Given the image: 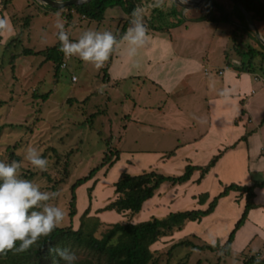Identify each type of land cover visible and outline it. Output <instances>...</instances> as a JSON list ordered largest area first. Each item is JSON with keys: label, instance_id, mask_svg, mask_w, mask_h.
I'll list each match as a JSON object with an SVG mask.
<instances>
[{"label": "rangeland", "instance_id": "374dc122", "mask_svg": "<svg viewBox=\"0 0 264 264\" xmlns=\"http://www.w3.org/2000/svg\"><path fill=\"white\" fill-rule=\"evenodd\" d=\"M172 3L175 2L171 0ZM144 7L147 12L145 17L147 28L160 27L161 24L168 26V34H172L176 48L181 49L183 46H188L185 47L182 55H194L201 59L207 69L208 77L199 71L194 76L200 80L205 81L206 78L211 77L210 79L216 84L223 82L224 76L218 73L219 70L226 71L227 68L233 70L236 60L238 63L242 61L235 52L234 45L236 44L247 51L253 40L256 46L264 50V43L261 40H259L260 44L251 37L238 36L241 32L235 30V24H243L244 20L240 11L234 6H231L225 13L222 12L225 20L218 22L203 18L205 16L208 18L209 14L213 13L210 3L201 6L197 12L190 11V9L184 10L177 4L176 8L179 11L171 15V21L167 20L168 14L157 11L158 18L155 12V14L150 13L151 7L148 5ZM217 10L219 8H216V13ZM2 13H7L15 31L14 34L3 33L0 45V101H3L0 104V160L6 163L11 162L10 160H17L20 164L19 175L21 177L27 175L25 179L32 180L41 186V190L49 192L51 199L48 203L58 205L65 212L59 227H67L71 223L74 229L78 227V218L89 205L87 189L94 179H97V184L92 194V213L95 208L116 197L114 181L125 170L120 164L115 172L108 171L106 167L102 168L93 180L77 188L78 212L71 222L69 217L71 185L100 163L109 148H117L122 153L124 162L126 158L134 162L126 170L135 175L145 170L146 168L142 169V167L147 165L144 159L140 157L136 159V154L151 150L152 152H163L168 156V153L175 151L189 136L190 139L195 138L196 129L192 130V133H186L184 129L173 131L171 128L176 127H171L166 133L164 132L162 122L172 120L169 103L171 94L156 89L151 80L147 79L145 75H147L148 63L145 61L146 56L141 52L137 57V54L135 55L136 59L134 57L140 63L137 64L139 66L135 70H139L141 76L127 77L119 81H103V68L106 66V61L102 67L97 68L91 62L82 61L78 56L65 57L63 54L65 66L61 65L60 71L56 73L54 62L46 61L43 55H22L12 59V53L19 55L25 47L43 50L55 45L59 41L57 21L64 24L65 30L70 33V39H77L89 29L109 30L116 35L121 31L122 24L117 27V21L111 22L110 20L113 13L117 14L115 9L106 10L105 18L101 21L82 18L76 12H73L71 20L67 21L64 16L68 13L67 9L47 8V5L40 3L39 0H11ZM198 16L199 18L202 16L203 21H199ZM175 21H181V23L178 25ZM251 31L254 33L253 30ZM17 33L21 37L18 45L7 47L8 42L12 41ZM225 50L226 53H224ZM263 63H258L260 67L257 72L264 77V69L261 67ZM136 73L138 72L134 74ZM104 82L108 85H104ZM211 91L212 87L208 91L206 86L203 87L199 93L197 92V100H205L210 96ZM46 93L49 95L44 100L42 96ZM183 95L187 98L191 97L186 93ZM136 101L139 103L153 102L154 107L152 110L148 108L142 112L140 107H135ZM159 107H163L161 111ZM206 109L205 103L204 111ZM188 110L191 109L188 108ZM96 112L99 113L89 120V116ZM184 116L186 117L183 121L193 115L184 112ZM137 117L143 121V124L138 122ZM194 117L196 127L203 128L204 126L198 125V121L206 119V113L200 108ZM140 126L142 129H139ZM29 146L36 148L42 156L46 157V170L37 169L25 158ZM202 160V158L198 159V161ZM190 163L202 165L194 161ZM155 167L158 166L151 168ZM180 169V166L172 167V169L171 167H159V172L179 175L182 173L179 172ZM218 183L219 180L216 178V181L208 182V186L216 189ZM196 188L199 189V187ZM161 190V196H165L161 197L158 203L162 206L164 203L170 204L171 185L167 183L162 186ZM53 192L56 193L55 196ZM167 197L169 200L166 199ZM160 206H155V208ZM162 212L155 211L154 213L162 215ZM143 217L145 216L139 213L132 216L129 213L104 211L101 219L107 223L102 224L96 235L101 237L109 228L108 223L120 220L136 222L141 221L140 218ZM229 218L230 216L226 214L223 216L224 221L220 220L221 228L219 236L215 239L216 243L223 244L226 239L223 241L221 236H224L228 229V232L231 231ZM189 231L191 232L187 235L176 231L155 242L150 247L154 253V259L150 264H197L198 261L201 264H244V261L251 257L250 254H256L261 248L264 250V242L258 237L244 250L232 247L229 255L220 250H203L189 244L176 247L175 244L191 234L195 235V237H189L193 243L197 245L209 243L210 239L209 241L201 239L200 231L196 226ZM82 256L83 254H80L78 257Z\"/></svg>", "mask_w": 264, "mask_h": 264}, {"label": "crops", "instance_id": "0c3cea01", "mask_svg": "<svg viewBox=\"0 0 264 264\" xmlns=\"http://www.w3.org/2000/svg\"><path fill=\"white\" fill-rule=\"evenodd\" d=\"M153 2L154 0H143L141 5H148L152 8L150 13H153L155 6H150ZM207 3H210L212 6V14L216 13V8H219V10H217L218 13L220 10L225 13L231 6L235 7V2L233 0H205L198 8L190 9V11L197 12L201 6ZM171 7V0H162L161 8L160 6L159 8L157 7L162 14H168V21H171ZM116 8L113 7L108 9H115V13L117 14L113 13V15L110 16V20L111 22L117 21V27H119L121 24L123 25L128 18V14H126L120 6H116ZM144 8L146 9V7ZM178 11L177 9L176 12ZM184 15L186 14L184 13L183 17ZM156 16L159 18V13ZM82 18L84 17L82 16ZM203 18L209 20L207 16ZM203 18L202 16L200 18L198 16L199 21ZM185 24L186 23H184V25ZM256 24L264 37V22H256ZM161 26L163 29L148 28L149 42L144 46L138 47L134 55H128L127 42L122 39L120 40L119 48L116 49L112 55L108 81H119L124 78L127 79V77H140V71L135 70L139 66H137V64L140 63L135 59L138 53L141 52L142 55L146 56L145 61L148 63L146 68L147 75H145L147 79L151 80L156 89L171 94L169 103L171 105L172 120L171 122H162L164 132L166 133L171 127H176L178 129L171 128V130L184 129L186 133H192V130L196 129L197 134L195 138L192 139H190L189 136L186 141L182 142L175 149L171 156H167V154L164 155L163 152L160 151L152 152L151 150H147L136 154V159L140 157L145 160L147 165L142 167V169L151 168L153 166H158L157 168L171 167L172 169V167L180 166L181 169L179 172L181 173L183 172L182 169L184 170L185 166L189 164L190 161H194L195 163L199 162L204 165L208 163L215 154L219 153V151H225L215 167L212 168L201 183L194 182L200 174L199 171H195L190 181L175 186L171 185V202L170 204L164 203L162 206V204L158 202L161 201V197L165 196H161V189L162 186L167 183L163 184L157 194L144 203L139 215L142 214L145 217L140 218V220L144 218V220L149 219L153 215L157 216L158 214L154 213L155 211H163L162 215H158L159 217L166 215L170 211L197 208L205 209L213 197L221 192L226 184L235 182L241 185H250L255 181L264 180V77L258 74L257 71H259V69H257L256 72L240 71L235 67L241 65L242 61L238 63L236 60L233 70H229V68H227L226 71L219 70L218 73L224 76L223 82L216 84L210 79L211 77L209 79L206 78L205 81H203V79L200 80L197 76H194L199 71H202L204 76L208 77V72L204 67V63L201 62V59L197 56H183L182 52L185 47L188 46L181 47L182 51L181 49H177L176 45L173 44L172 34H168L169 27L162 24ZM252 41L253 40H251L250 43L251 46L258 50H262V48L256 46V42L254 43V41ZM224 53H226V50ZM260 62H262L260 58L255 59V65L258 68L260 67ZM262 65L261 67L264 69V63ZM135 72L138 73L134 74ZM104 85L107 86L108 83ZM205 86L207 91L212 87V91L209 92L210 96L203 101L197 100V92L199 93ZM185 93L191 97H185L183 95ZM181 95H183V97H181ZM205 103L207 106L206 111H204ZM136 106L140 107L142 112H145V109L148 108L152 110L154 103H139L136 101L135 107ZM162 108L163 107H159V111H161ZM188 108L191 110L189 111ZM200 108L202 112L206 113V119H199L198 121V125L204 126L203 128L196 127L197 123H195L194 117L195 113L199 111ZM242 109L244 110V114H241ZM184 112H189L193 116L187 117L186 120L183 121L186 117L184 116ZM138 122L143 124V121L139 118ZM139 129H142V126H140ZM199 130L201 132H199ZM246 132H250L247 136V140L241 139ZM235 142L237 144L232 146ZM200 158L203 160L198 161ZM116 164L113 169H111L113 172H115L119 164L121 168H125L126 170L128 166L133 165L134 162L129 158H126V162H124L121 153L120 159ZM218 176L222 178H218ZM216 178L219 180L218 188H210L208 182L211 180L216 181ZM196 187H199V189ZM203 192H207L209 198L205 204H200L198 203V196ZM166 199L169 200V197ZM245 202L246 199L244 194L238 191H231L229 195L219 200L213 213L204 217L199 222H187L185 227L177 232L182 233V235L186 233L187 235V233L191 232L189 230L196 226L200 231L201 239L208 241L209 239H213V237L216 239L219 236V229L221 228L220 220L224 221L223 216L226 214L230 216L228 221L230 220L231 222L230 230H232L243 212ZM254 202L255 207L250 210L245 224L236 232L235 239L232 243V247L236 249L244 250L257 237L264 242V187H257L255 189ZM155 206L160 207L156 209ZM99 215L101 217L102 213ZM228 231L224 233L226 236H221L223 241L228 238L230 233ZM261 253H264L262 248L259 249L256 254H250L249 256L256 255V257L259 256L264 258V256H261Z\"/></svg>", "mask_w": 264, "mask_h": 264}, {"label": "trees", "instance_id": "16d2710c", "mask_svg": "<svg viewBox=\"0 0 264 264\" xmlns=\"http://www.w3.org/2000/svg\"><path fill=\"white\" fill-rule=\"evenodd\" d=\"M11 0H0V14L7 7ZM244 8L251 14L256 22H264V3L262 0H237ZM143 0H91L80 5H67L62 7L67 9L68 13L64 14L67 21H70L73 12L78 13L84 18L101 21L104 18L105 12L108 8L120 6L128 18L122 25L121 31L115 36L120 41L123 34L126 32L129 26V17L131 11L137 5H140ZM216 6V5H215ZM177 4L172 3L171 15L177 13ZM235 7L240 11L243 17V24H235L236 29L239 30L241 37H251L254 40L259 39L249 28L244 15L240 8L235 3ZM47 8H51L47 6ZM159 8V7H158ZM155 7L154 12H159V9ZM174 8V9H173ZM221 12L216 14H210L208 17L213 21L225 20V17ZM180 24L181 21L175 22ZM172 24V25H176ZM163 29L162 26L155 27V29ZM20 34L17 33L12 41L8 42L7 47L17 46L20 41ZM3 36L0 35V45L2 44ZM60 42L55 45L47 47L43 50H35L33 48L25 47L21 53H12V59H16L22 55H43L45 60L53 61L56 66V73L61 69V65L64 64L63 52L60 51ZM237 45V44H236ZM234 45L235 52L241 57L242 63L235 68L240 71L256 72L259 69L255 65V59L261 58L264 61V50H258L249 45L247 51ZM264 47V45H263ZM114 53V52H113ZM112 53V54H113ZM112 54L106 60V66L103 68V80L109 78V67L112 60ZM14 69V66L12 67ZM57 76V75H56ZM49 93L42 96L44 100L47 99ZM3 101H0L2 104ZM99 113V112H98ZM92 113L89 116V120L93 119L97 114ZM101 113V112H100ZM241 114H244L242 109ZM250 132H246L241 139L247 140V136ZM235 142L232 146H235ZM225 150L219 151L215 154L208 163L204 165L187 164L184 171L179 175H169L159 172V168L145 169L139 174H130L127 170L122 171L119 177L114 181V194L116 197L104 205L97 207L92 213L93 191L97 184V179H94L97 173L104 167L110 171L120 159L121 152L117 148L108 149L105 152L102 161L92 168L88 174L78 178L70 187L71 200L69 217L71 222L77 215V194L76 190L81 185L93 180L91 186L88 187V199L89 205L83 211L78 218V227L73 228V225L67 227H57L47 236H41L38 240L24 251H16L14 249H6L0 252V264H64L59 257H57L54 251L56 247L68 248L76 255L74 264H150L154 259V253L151 250V246L157 242L160 238L173 234L176 231L182 230L189 221H201L204 217L214 212L219 200L230 194L231 191H238L245 195V205L243 212L239 219L236 221L233 229L230 231L228 238L223 244L217 242L215 246L209 243L197 245L191 241L189 235L183 240L179 241L176 245H191L192 247L199 249H208L211 251L220 250L221 252L229 255L232 250V243L235 239L236 232L245 224L248 214L251 209L255 207L254 197L255 189L257 187H264L263 181H255L250 185H241L235 182L224 185V188L209 202L205 209H188L179 211H170L162 217L151 216L149 219L133 222L131 220H120L117 222L108 223L109 228L104 232L101 237H98L96 233L102 226L107 223L100 217V213L104 211H115L117 213H129L135 215L142 210L144 203L154 197L159 191L160 187L169 183L170 185L183 184L191 180L195 171H199V177L194 181L195 183H201V181L209 174L213 167L217 164L222 157ZM174 151L168 153L171 156ZM12 161V160H10ZM24 178L27 175L22 176ZM209 194L203 192L198 196V203L205 204ZM20 242L16 241L18 245ZM174 245V246H175ZM83 254L82 257H78ZM264 264V258L257 260L256 255L251 256L244 261V264ZM197 264H201L200 261Z\"/></svg>", "mask_w": 264, "mask_h": 264}, {"label": "clouds", "instance_id": "9594fccd", "mask_svg": "<svg viewBox=\"0 0 264 264\" xmlns=\"http://www.w3.org/2000/svg\"><path fill=\"white\" fill-rule=\"evenodd\" d=\"M47 3V0H39ZM186 2V0H185ZM63 7L65 0H55ZM162 0H154L150 6H161ZM147 16L143 5H137L131 11L129 27L121 39L128 44V55H134L138 47L149 42L148 28L145 23ZM57 36L60 51L65 57L78 56L82 61L91 62L95 67H102L104 62L120 46V41L109 30H85L77 39H70V33L64 24L57 21ZM14 26L7 13L0 14V35L7 32L14 34ZM75 79V77H74ZM226 91V90H225ZM25 158L39 170L47 169V159L36 148L29 146ZM20 164L17 160L4 162L0 160V252L6 249L24 251L32 246L39 237L47 236L59 227L64 219V210L50 204L48 191L32 180L19 175ZM54 196L56 193H52ZM16 241L20 243L15 244ZM215 246V237L209 241ZM64 264H74L76 255L68 248L51 249ZM264 256V253L261 254ZM261 257H257L259 260Z\"/></svg>", "mask_w": 264, "mask_h": 264}, {"label": "water", "instance_id": "95a60500", "mask_svg": "<svg viewBox=\"0 0 264 264\" xmlns=\"http://www.w3.org/2000/svg\"><path fill=\"white\" fill-rule=\"evenodd\" d=\"M89 1L91 0H65L63 7L67 5H80L85 2H89ZM233 1L237 4V6L240 8L243 15L245 16V19L247 20L249 28L253 30L256 37L259 38V40H261L264 43V37L262 36L251 14L244 8V6L241 3H239V1L237 0H233ZM173 2L180 5L184 9H193V8H198L200 4L205 2V0H186V2L185 0H173ZM262 2L264 3V0H262ZM44 4H46L47 6L51 8H62L55 3V0H47V3H44Z\"/></svg>", "mask_w": 264, "mask_h": 264}, {"label": "built area", "instance_id": "2783aa9c", "mask_svg": "<svg viewBox=\"0 0 264 264\" xmlns=\"http://www.w3.org/2000/svg\"><path fill=\"white\" fill-rule=\"evenodd\" d=\"M62 66H65V63H64ZM74 77H75V76H74ZM74 77H73V79H74ZM75 79H76V77H75ZM75 79H74V80H75Z\"/></svg>", "mask_w": 264, "mask_h": 264}]
</instances>
